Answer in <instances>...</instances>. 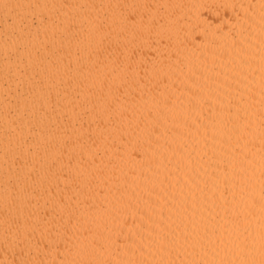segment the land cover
I'll list each match as a JSON object with an SVG mask.
<instances>
[{
    "label": "bare ground",
    "instance_id": "1",
    "mask_svg": "<svg viewBox=\"0 0 264 264\" xmlns=\"http://www.w3.org/2000/svg\"><path fill=\"white\" fill-rule=\"evenodd\" d=\"M0 264H264V0H0Z\"/></svg>",
    "mask_w": 264,
    "mask_h": 264
}]
</instances>
